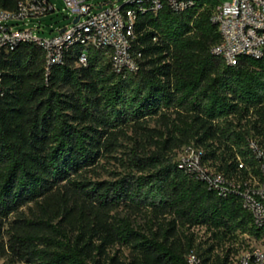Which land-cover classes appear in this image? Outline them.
I'll list each match as a JSON object with an SVG mask.
<instances>
[{
  "label": "trees",
  "instance_id": "1",
  "mask_svg": "<svg viewBox=\"0 0 264 264\" xmlns=\"http://www.w3.org/2000/svg\"><path fill=\"white\" fill-rule=\"evenodd\" d=\"M21 1L0 0V9L16 10ZM194 1L184 11L165 6L139 15L131 50L141 53L137 72L117 73L98 49L78 67L80 45L49 73L45 52L32 43L0 51V238L10 263L188 264L192 240L180 228L264 236L240 195L219 196L170 155L203 148L204 160L232 177L237 156L257 163L248 136L264 147V56L235 66L214 56L220 35L211 16L220 0ZM155 116L166 132L147 129L154 152H132L112 181L86 176L116 150L126 126ZM122 205L150 210L165 226L142 232L115 217ZM117 245L135 256L110 255Z\"/></svg>",
  "mask_w": 264,
  "mask_h": 264
},
{
  "label": "built area",
  "instance_id": "2",
  "mask_svg": "<svg viewBox=\"0 0 264 264\" xmlns=\"http://www.w3.org/2000/svg\"><path fill=\"white\" fill-rule=\"evenodd\" d=\"M74 20L71 24L45 36L46 27L35 21L58 14L54 0H25L16 10L0 9V51L15 50L21 43H32L46 55V71L65 62L66 53L75 45L82 50L76 65L86 67L91 49L105 52L117 73L137 72L141 53L131 52L136 37L139 15L148 11L157 14L165 6L184 11L195 5L194 0H128L121 6L107 0H63ZM211 21L217 26L220 40L211 53L227 65L235 66L242 57L264 56V0H220L213 9ZM52 28V26H51ZM3 77L0 70V96ZM248 150L256 165L246 164L237 156L236 175L229 177L206 162L205 150L194 145L181 149L178 168L190 177L206 183L219 196L236 193L252 214L258 228H264V147L258 138H247ZM246 172V175L243 174ZM188 264H203L195 251L186 255ZM224 264H264V247H251L240 256L229 257Z\"/></svg>",
  "mask_w": 264,
  "mask_h": 264
},
{
  "label": "rangeland",
  "instance_id": "3",
  "mask_svg": "<svg viewBox=\"0 0 264 264\" xmlns=\"http://www.w3.org/2000/svg\"><path fill=\"white\" fill-rule=\"evenodd\" d=\"M57 4L58 14H53L46 18H43L40 22L35 21L34 24L46 27L48 30L44 33L45 36H50L49 30H58L60 27L69 25L74 20L69 16L63 0H54ZM116 3V6L125 4L128 0H107ZM230 1V0H223ZM166 132L162 121L157 116L148 119L142 127H135L128 125L125 127V135L120 138L119 145L113 153L104 154L97 162L96 166L90 172L86 173V176L92 181L115 179L117 174L125 173L126 160L132 152L151 154L155 150V146L152 144V140L149 139L148 130ZM155 139H157L156 134ZM180 149L173 150L170 154L174 156V160L177 161L180 155ZM113 214L117 218L128 219L133 226L142 231L149 232L153 230L158 231L160 227L165 226L162 219L156 221L153 218L150 210L143 209L139 213H132L128 207L122 205L116 209ZM13 218L9 220L11 222ZM5 224L4 228H7ZM180 233L186 237V239L192 240V251L206 255L210 257V262L216 264L218 260L229 258L233 256H240L244 251L251 247H264V236L256 237L252 233L241 234L238 232L235 236L223 235L214 231L208 230L206 227H185L180 228ZM184 238V237H183ZM6 239V238H5ZM185 239V238H184ZM2 241L0 238V264H12L8 258L4 256L2 251ZM212 247V251L208 252V249ZM110 255L118 254L123 260L130 261L135 252L130 247L117 245L109 250ZM24 264V263H13Z\"/></svg>",
  "mask_w": 264,
  "mask_h": 264
}]
</instances>
